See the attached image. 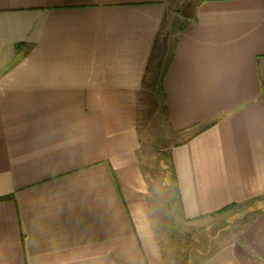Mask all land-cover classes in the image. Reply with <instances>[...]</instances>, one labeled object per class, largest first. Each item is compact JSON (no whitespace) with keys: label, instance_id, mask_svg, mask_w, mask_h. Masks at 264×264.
Instances as JSON below:
<instances>
[{"label":"crops","instance_id":"obj_1","mask_svg":"<svg viewBox=\"0 0 264 264\" xmlns=\"http://www.w3.org/2000/svg\"><path fill=\"white\" fill-rule=\"evenodd\" d=\"M153 120L185 222L252 208L186 264H264V0H0V264H179Z\"/></svg>","mask_w":264,"mask_h":264},{"label":"rangeland","instance_id":"obj_2","mask_svg":"<svg viewBox=\"0 0 264 264\" xmlns=\"http://www.w3.org/2000/svg\"><path fill=\"white\" fill-rule=\"evenodd\" d=\"M167 140L156 120L146 126L143 145L148 162L147 172L150 173L154 190L153 197L156 199V207L163 223L159 226L162 230L160 235L166 247L165 252L171 257L181 253L182 259L179 264H186L185 254L189 253L192 256L197 250L207 254L234 238L238 229L252 213V208H247V204H243L239 206L238 213L216 215L209 218L208 223L185 222L175 205L173 187L168 176H165L169 145Z\"/></svg>","mask_w":264,"mask_h":264},{"label":"trees","instance_id":"obj_3","mask_svg":"<svg viewBox=\"0 0 264 264\" xmlns=\"http://www.w3.org/2000/svg\"><path fill=\"white\" fill-rule=\"evenodd\" d=\"M166 168L170 174V184H174L175 183V173H174V168H173V165L170 161V159H168V162L166 163ZM177 193V191H176ZM235 204H231V205H228V206H225L223 208H220L218 209L215 213H224L226 211H228L229 209L233 208Z\"/></svg>","mask_w":264,"mask_h":264}]
</instances>
